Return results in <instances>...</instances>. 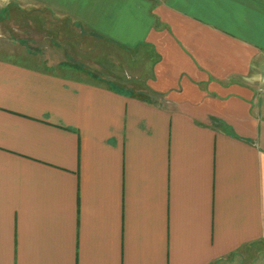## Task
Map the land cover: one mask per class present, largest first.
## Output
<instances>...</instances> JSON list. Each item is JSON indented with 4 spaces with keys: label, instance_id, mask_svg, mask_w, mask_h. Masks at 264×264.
Masks as SVG:
<instances>
[{
    "label": "crops",
    "instance_id": "obj_1",
    "mask_svg": "<svg viewBox=\"0 0 264 264\" xmlns=\"http://www.w3.org/2000/svg\"><path fill=\"white\" fill-rule=\"evenodd\" d=\"M0 6L35 12L0 26V264L256 259L264 0ZM115 50L151 71L119 73Z\"/></svg>",
    "mask_w": 264,
    "mask_h": 264
},
{
    "label": "rangeland",
    "instance_id": "obj_2",
    "mask_svg": "<svg viewBox=\"0 0 264 264\" xmlns=\"http://www.w3.org/2000/svg\"><path fill=\"white\" fill-rule=\"evenodd\" d=\"M1 8V6H0ZM4 8V6H3ZM35 12L30 11V10H26V9H20L17 7H12V9L6 10L5 12H3V18L0 20V26H2L3 28H9V24L7 22V18L6 16H11V18L16 19L18 18V20L20 21H24L22 18L26 19V17H31L32 14H34ZM71 39H69V43L71 46L75 47L78 50H81L80 52V56L82 58H87L88 56H92V60H98L100 61V59L98 57H103L105 56L106 58V54L104 53V49L101 47L97 46V51L95 53L94 50L89 52L88 48L86 46H84V40L83 39H77L76 37H70ZM62 41H66L65 39L62 38ZM81 48V49H80ZM101 48V50H100ZM113 59L108 60V62L112 63L113 67H115V69L119 72H125V68L127 66L130 67V69H128L130 72L135 71V70H139L140 72L143 73V75H147L150 71H151V67H152V63H153V54L151 53H145V52H137L134 51L132 53H121L120 51L116 50L114 52H112L110 54ZM98 56V57H96ZM104 58V59H105ZM103 59V60H104ZM96 60V61H97ZM135 68V69H133ZM254 253L256 254V259L255 260H249V259H242V257L240 255L238 256H234L229 258L227 261H225L223 264H264V245H259L256 247V249L254 250Z\"/></svg>",
    "mask_w": 264,
    "mask_h": 264
}]
</instances>
